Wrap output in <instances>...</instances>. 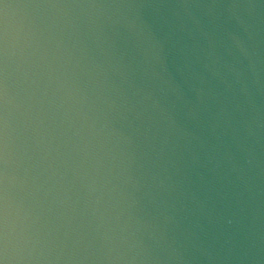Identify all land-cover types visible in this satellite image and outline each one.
Returning <instances> with one entry per match:
<instances>
[{
    "label": "clouds",
    "instance_id": "9594fccd",
    "mask_svg": "<svg viewBox=\"0 0 264 264\" xmlns=\"http://www.w3.org/2000/svg\"><path fill=\"white\" fill-rule=\"evenodd\" d=\"M0 264H264V0H0Z\"/></svg>",
    "mask_w": 264,
    "mask_h": 264
}]
</instances>
